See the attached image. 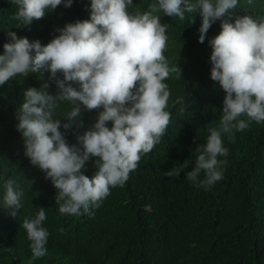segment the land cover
Returning <instances> with one entry per match:
<instances>
[{"label": "trees", "instance_id": "obj_1", "mask_svg": "<svg viewBox=\"0 0 264 264\" xmlns=\"http://www.w3.org/2000/svg\"><path fill=\"white\" fill-rule=\"evenodd\" d=\"M157 2L133 0L129 11L144 12ZM17 11L11 0H0V54L10 42V32L46 45L67 23L90 19L91 0H73L71 7L62 2L31 25H19L20 21L12 19ZM245 13L264 16V0H238L232 14ZM157 15L167 25L164 55L168 65L181 69L165 81L171 121L160 143L142 155L125 184L111 188L100 206L90 209L91 214L59 212L57 189L43 171L31 165L17 128L18 109L27 88L42 89L47 82L46 90L58 93L50 70L17 75L0 85V264H264V122L252 121L243 131L233 130L234 140L230 134L222 136L228 149L226 157H219L227 161L222 165V180L206 190L186 178L195 164L196 147L206 143L209 128L219 127L222 117L226 93L211 79L209 44L221 31V21L212 24L200 43L202 17L198 13L186 12L184 20L162 11ZM58 103L53 118L63 124L73 105ZM102 110H85L84 127L78 131L90 128ZM61 131L70 144L77 143L75 126L61 127ZM96 159L87 162L84 171L89 177L97 171ZM186 159L190 164L179 176L165 174ZM8 179L24 193L15 217L3 206ZM39 207L45 208L43 226L49 237L46 254L33 259L31 241L22 225L37 215Z\"/></svg>", "mask_w": 264, "mask_h": 264}, {"label": "clouds", "instance_id": "obj_2", "mask_svg": "<svg viewBox=\"0 0 264 264\" xmlns=\"http://www.w3.org/2000/svg\"><path fill=\"white\" fill-rule=\"evenodd\" d=\"M62 2L71 7L73 0H11L18 6L12 19L31 25ZM132 4L133 0H91L90 19L67 23L46 45L15 32L9 33L10 42L3 45L0 85L42 69L50 70L56 80V95L46 90L47 82L42 89L25 90L17 128L31 165L43 171L57 189L55 200L61 214H91L90 209L99 207L111 188L125 184L142 155L150 153L166 133L171 114L165 81L181 69L169 67L164 55L168 36L167 25L157 15L161 11L180 20L186 12L198 13L202 17L200 43L212 24L221 21V31L209 44L211 79L226 93L222 117L219 127L209 128L206 143L196 147L187 180L206 190L222 180V165L227 161L219 157L228 155L222 136L230 134L234 140L233 130L243 131L252 121L264 122V16L233 15L238 0H158L144 12L129 11ZM59 101L73 105L63 124L53 118ZM99 109L103 110L95 123L80 133L83 112ZM73 126L77 143L70 144L61 127ZM93 157L97 171L89 177L84 170ZM189 164L186 159L165 174L179 176ZM4 189L3 206L15 217L22 207L23 190L13 179L5 182ZM45 220V208L39 207L34 218L23 221L33 259L46 254L49 231L43 226Z\"/></svg>", "mask_w": 264, "mask_h": 264}]
</instances>
